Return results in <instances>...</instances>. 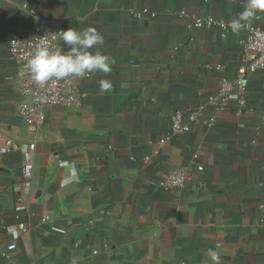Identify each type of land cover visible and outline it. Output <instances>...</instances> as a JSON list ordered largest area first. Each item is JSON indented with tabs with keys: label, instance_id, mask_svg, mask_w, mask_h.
I'll use <instances>...</instances> for the list:
<instances>
[{
	"label": "crops",
	"instance_id": "1",
	"mask_svg": "<svg viewBox=\"0 0 264 264\" xmlns=\"http://www.w3.org/2000/svg\"><path fill=\"white\" fill-rule=\"evenodd\" d=\"M246 2L0 0V129L15 139L0 155V264H212L209 249L219 264H264V69L246 78L241 113H217L208 99L244 64L246 31L192 25L197 15L231 22ZM34 14L95 28L114 61L78 80L81 107H48L40 127L18 113L9 51ZM247 24L264 29V11ZM177 111L184 121L197 112L191 130L172 133ZM180 168L183 188L159 185Z\"/></svg>",
	"mask_w": 264,
	"mask_h": 264
},
{
	"label": "built area",
	"instance_id": "2",
	"mask_svg": "<svg viewBox=\"0 0 264 264\" xmlns=\"http://www.w3.org/2000/svg\"><path fill=\"white\" fill-rule=\"evenodd\" d=\"M34 17L35 21L30 35L11 38L9 51L17 65L15 83L20 95L18 113L28 126L40 127L46 120L48 107L66 109L81 107L85 93L81 92L78 87V80L84 76L69 77L62 80L53 79L43 86L34 82L27 68L28 61L40 47H47L51 51H61L59 48L60 38L53 33L64 30L60 20L36 14ZM192 25L196 28L219 25L223 29L222 35L225 37L230 22L213 16L197 15L193 17ZM245 31L246 38L243 40L244 64L233 78H222L218 93L208 99V103L213 106L217 113L228 109L230 106H234L236 112L241 113L247 106L246 78L264 69V29L257 25L247 24ZM170 118L172 133L189 131L198 121L197 112H192L187 121H184L180 111L171 114ZM208 124L210 127L214 126L215 118L211 119ZM14 147L15 139L4 136L0 129V155L8 153ZM29 148L34 149L35 144L31 143ZM199 169H202V165L199 166ZM22 173L27 186H30L33 174L31 159L23 162ZM186 177L185 168L172 170L162 176L159 185L166 190H178L183 188ZM27 199V194L22 195L18 198L17 205L27 204ZM15 247V242L8 245V249Z\"/></svg>",
	"mask_w": 264,
	"mask_h": 264
},
{
	"label": "clouds",
	"instance_id": "3",
	"mask_svg": "<svg viewBox=\"0 0 264 264\" xmlns=\"http://www.w3.org/2000/svg\"><path fill=\"white\" fill-rule=\"evenodd\" d=\"M264 11V0H247L244 10L230 22L233 33H239L257 14ZM66 47L65 52L51 51L40 47L28 61L27 68L32 79L38 85H45L50 80H62L69 77H83L93 72L108 74L112 71L114 61L100 50L105 43L104 36L95 28L84 30L69 28L57 33ZM103 90H110L111 81H99ZM207 255L212 264H219L220 253L209 249Z\"/></svg>",
	"mask_w": 264,
	"mask_h": 264
}]
</instances>
